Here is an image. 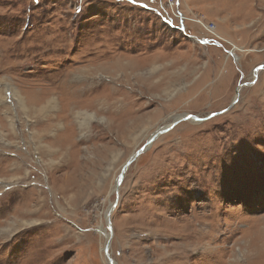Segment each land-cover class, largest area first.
Masks as SVG:
<instances>
[{
  "label": "rangeland",
  "instance_id": "rangeland-1",
  "mask_svg": "<svg viewBox=\"0 0 264 264\" xmlns=\"http://www.w3.org/2000/svg\"><path fill=\"white\" fill-rule=\"evenodd\" d=\"M261 64L264 0H0V264H264Z\"/></svg>",
  "mask_w": 264,
  "mask_h": 264
},
{
  "label": "water",
  "instance_id": "water-1",
  "mask_svg": "<svg viewBox=\"0 0 264 264\" xmlns=\"http://www.w3.org/2000/svg\"><path fill=\"white\" fill-rule=\"evenodd\" d=\"M262 66H264V64H261L259 67L261 68ZM259 67H258V68H259ZM235 100H236V98L234 99V101H235ZM185 116H186V115H185ZM187 117H188V116H187ZM189 117H190V116H189ZM193 118H197V117H193ZM166 129H168V127H165V128H163V129H161V130H157V131L152 135V137H150V140H153L158 134H160L161 132L165 131ZM143 149H144V148L138 150L135 154L138 155ZM133 158H134V157L129 158V160H127V162H126V163L124 164V166H123V169H125V168L128 167V165H129L130 162L133 160ZM121 173H123V172H121ZM121 177H122V174L119 175V179H121ZM115 204H116V200L111 204V207H110V209H109V211H108V213H107V216H106V219H107V225H108L109 230H111V219H110V213H111L112 209L114 208ZM110 240H111V232L108 234L107 242H106V244H105V246H104V253H105V255H106L107 258H108V262H109V264H114V260L111 258V256H110L109 253H108V247H109V244H110Z\"/></svg>",
  "mask_w": 264,
  "mask_h": 264
},
{
  "label": "bare ground",
  "instance_id": "bare-ground-1",
  "mask_svg": "<svg viewBox=\"0 0 264 264\" xmlns=\"http://www.w3.org/2000/svg\"><path fill=\"white\" fill-rule=\"evenodd\" d=\"M117 63H118V60L116 61V64H117ZM121 65H122V67H123V65H127V63H123V64H121ZM169 83H170V82H169ZM164 89H166V88H164ZM181 117H183V116H181ZM161 129H163V128H160V129H158V130H161ZM154 133H155V132H154ZM154 133H153V134H154ZM153 134H152V135H153ZM152 135H151L150 137H152ZM158 135H159V134H158ZM150 137H149V139H148V141H147L148 144H150V142L152 141V140H150ZM136 155H137V154H134V155L130 156L129 158L136 157ZM128 160H129V159H128ZM125 170H126V168H125V169L122 168V172H123V173L125 172ZM107 238H108V237H107ZM263 240H264V239H263ZM182 245H183V244H182ZM182 245H181V247H182ZM186 245H187V244H186ZM262 245H263V244H262ZM250 248H251V247H250ZM103 250H104V249H103ZM233 255H234V254H233ZM108 264H109V262H108ZM114 264H115V262H114Z\"/></svg>",
  "mask_w": 264,
  "mask_h": 264
},
{
  "label": "built area",
  "instance_id": "built-area-1",
  "mask_svg": "<svg viewBox=\"0 0 264 264\" xmlns=\"http://www.w3.org/2000/svg\"><path fill=\"white\" fill-rule=\"evenodd\" d=\"M178 14H180V13H178ZM178 14H175V16H179ZM180 16H181V14H180Z\"/></svg>",
  "mask_w": 264,
  "mask_h": 264
}]
</instances>
